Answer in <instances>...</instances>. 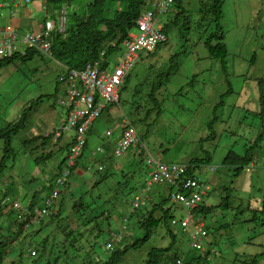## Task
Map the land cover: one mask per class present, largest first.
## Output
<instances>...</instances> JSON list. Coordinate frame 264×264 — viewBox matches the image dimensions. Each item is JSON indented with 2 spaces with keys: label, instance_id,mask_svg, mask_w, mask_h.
<instances>
[{
  "label": "rangeland",
  "instance_id": "374dc122",
  "mask_svg": "<svg viewBox=\"0 0 264 264\" xmlns=\"http://www.w3.org/2000/svg\"><path fill=\"white\" fill-rule=\"evenodd\" d=\"M26 1L30 4V0ZM199 1L184 3L190 14L194 12L189 21L190 29H178L184 26V21L180 20L178 27L168 28L165 44L160 45L153 54H141L119 89V100L113 106L112 114L103 112L90 133H86L88 144L78 160L80 165L72 180L80 182L91 176L98 179L107 175L103 183L86 195L90 201L91 198H98V218L87 228L80 227V237L77 233H74L75 237L73 234L65 236L70 220L77 218L76 210L72 209V213L67 210L65 215L62 212L67 222L66 219L59 223L54 220L52 224L34 226L31 231H40L38 234L32 231L28 235L26 231L17 234L14 213L0 212V241L3 238L9 242L3 251L0 248V264H84L88 258L91 260L89 264H96L95 261L99 264L125 246L126 251L115 264H143L148 253L156 248H169L164 253L169 260L177 253L189 250V237L178 228L173 229L174 238L170 237L163 223L152 231L150 238L144 240L146 230L143 222L152 202L132 214L130 203L137 195L146 199L149 196L155 204L160 200L155 195L156 189L164 190L166 187L154 186L144 193L142 187L147 179L144 171L131 174V177L125 175L134 170L129 166L138 160L133 153L135 161L130 159L128 151L118 158L112 156L103 166L99 162L95 145L104 138L107 129L114 132L124 114L135 126L147 151L162 163L185 165L193 159L203 160L205 155H210L209 161L196 163L194 172L199 179H206L209 167L214 168L211 191L204 204L212 210L210 217L206 215L201 218L203 215L200 213L193 217V221L208 226L210 244H205V248L208 251L214 249L208 260L204 259L200 264H250L248 255L264 252V217L260 213L264 201V139L252 151L253 160L248 171L245 168L234 176L233 169L222 164L229 151L244 154L249 147L247 143L256 138L261 130L263 120L259 112L263 104L260 103V95L264 101V0L224 1V20L222 15L220 26L227 56L223 61L209 57L204 45L206 31L195 25L198 18L195 10ZM173 15L174 12L170 17ZM208 28L207 32L210 33L214 30V24L211 23ZM20 53L25 54L23 51ZM59 72L56 62L43 54L26 61L15 59L0 67V129L16 121L31 102L41 100L28 113L24 128L12 139L14 159L0 175L2 208L15 205L21 209L20 205H25L32 196H46L47 181L55 175L57 163L65 154L63 150L52 148L53 137L47 145L41 146L39 140L44 137V132L39 131L41 138H35L30 133L32 126L41 128L37 120L39 112L45 107L51 108L50 111L58 117L56 119L53 114L51 119L43 118L39 122L47 124L49 131L65 116V110L54 101ZM163 73L169 76L159 78V74ZM157 85V89L154 88ZM117 133L116 130L115 135ZM71 136L72 132L64 133L59 145L66 147ZM2 149L3 142L0 140V159ZM51 150L53 153L48 161L35 162L42 152ZM91 151H94L93 155L89 153ZM124 161L130 163L117 172L115 165H125ZM100 166L103 169L98 171ZM164 209H169L174 218L183 215L181 208L169 201ZM161 215L160 210L154 213L155 218ZM125 217L128 220H124ZM122 226L126 229L122 230ZM96 230L101 231L97 237ZM112 233H121L122 239H112ZM47 236L45 250L41 251L42 241ZM109 241L112 250L106 248ZM89 242L96 243L93 251L97 253L91 254ZM32 249L38 250L37 256H30ZM87 252H90V257ZM190 253L200 255L194 250ZM260 264H264V259Z\"/></svg>",
  "mask_w": 264,
  "mask_h": 264
},
{
  "label": "trees",
  "instance_id": "16d2710c",
  "mask_svg": "<svg viewBox=\"0 0 264 264\" xmlns=\"http://www.w3.org/2000/svg\"><path fill=\"white\" fill-rule=\"evenodd\" d=\"M186 1L189 0H175L174 10L171 13L166 14V16L164 17V21L167 20L166 22H164V33L166 35V41L168 28L170 26L178 27V22L180 20L184 21V26H179L178 29L183 28L184 31H188L190 29L189 21L191 15L194 12L190 14V10L184 7V3ZM224 1L225 0H200L199 5L195 10V14L198 15L195 25H197V27L199 28H204V31H206V39L204 45L208 51L209 57L221 61H223L227 56V50L223 42V33L220 26L223 15L222 6L224 4ZM45 6L50 14L51 19H53L54 21H56L58 11H60L62 8L67 11V23L64 32L59 33L57 31H53L51 33V58L62 65L64 69L67 68L77 70L83 69L88 63H93L98 60L99 54L103 49H106V59L110 58L111 55L119 52L121 50L120 46L123 41L128 38L129 33L135 30L136 20L138 19L142 11L145 9H149V6L146 5V0H45ZM173 12L174 15L170 17V14H172ZM211 23L214 24V30L208 33L207 30L209 29L208 27H210ZM166 41L162 44H165ZM110 44H114L115 46H111ZM162 44H159L153 52L148 54H153ZM40 54L41 53L35 49H27L24 55L16 53L9 59L0 60V67L14 61L15 59H22L23 61H26L33 59L35 55ZM175 70L176 68L174 69V72ZM162 75H164V77L169 76L168 73H163L159 74V78ZM157 87L158 85L154 86V88L156 89ZM153 92L154 91L151 92V96H153ZM38 101L40 102L41 100L38 99L35 102H31L29 107H26L21 111L20 117L16 121L10 122L4 128L0 129V140L3 142V155L0 160V175L10 167V162L14 159L15 151L11 147L12 139L17 136L19 132L24 128L27 122V117L29 115L28 113H30L33 107L37 105V103H39ZM260 103H263L259 112L261 121H263L261 122V130L259 131L258 136L251 142L247 143L249 144V147L245 150L244 154L241 155L234 151H229L222 159V164L227 166L226 168L233 169L234 176L239 175L241 170L245 168H247L246 171H248V166L253 160L252 151L257 148L260 145L261 141H263L264 139V101L261 95ZM106 108L104 109V111L106 110ZM51 138V135H46L43 138V143L40 145L45 146L47 143H49ZM60 139L61 137L52 142V148H57V150L60 149V151L63 150L67 153L73 142L71 141V143L64 147L62 145H59ZM52 153L53 150L42 152L39 157L35 158V162L39 163L48 161L51 158ZM79 157L81 158V156ZM137 159L138 160L134 162V165L129 166L134 170L125 174L128 177H131V174L136 175V172L141 174L142 171L145 170L146 166L143 160L140 157L138 158V156ZM209 159V154L205 155L203 160L193 159L189 164H187L186 175L195 176L194 171L197 167L195 166L197 165L196 163L209 161ZM64 162L65 158L63 157L57 163L55 175H52V177L47 181V186L45 188L48 190V193L46 196H42L41 198H39L37 197V195H34L25 205H20V210L12 205L10 209L6 211L5 214H8L10 212L14 213V224L17 234L24 231H26L28 235H31L32 231H35L36 233H34L38 234L40 230L34 229L31 231L32 227L37 225L43 226L45 225V223L52 224L54 220H57L56 223H59L60 221L66 219L67 222V217H62V215L63 213L65 215V211L67 210L72 213L73 209L77 212V218L75 217L70 220L67 226L69 230L68 233L65 234V236L73 234V236L75 237L76 235L74 233H77V236L80 237L82 235V229H80V227L87 228L88 225L93 222V220L98 218L96 213L98 211L97 209H99L100 206V204L97 205L98 198H91L90 201L89 199H87L86 195L90 194L91 190L94 187L103 183L107 179V175L98 179L95 176H91L87 180L84 179L80 182H73L72 176L75 175L74 172L80 165L79 162L76 161L75 166L71 169L68 180L63 186L59 187V195L55 211L53 209H51L50 211L48 210V214L40 223L29 224L30 218L25 213H31L35 208L41 210L46 207L45 202L55 188L56 180L61 176ZM90 179H92V181L94 182H92ZM91 183L93 184V186L90 187V185H92ZM11 189L12 188H10V190ZM7 196H9V192L7 193ZM60 200L61 203H59ZM167 201L168 199L164 198L158 204H153V206L147 213V216L144 218L143 224L146 230L144 240L150 238L152 231L160 223L165 224L170 231L172 230L171 228H177L171 226L170 222L172 219H174V217L170 215V210H163V206L167 204ZM14 202L17 203L18 201ZM4 207L7 208L6 206ZM5 208H2V206H0V212L3 213V210ZM158 210L162 212V215L159 218H155L154 213ZM136 211L134 212L136 213ZM210 211H212L211 208L202 205L195 210V213L203 214L205 217ZM20 212H24V214L21 215L20 218H18ZM70 212L68 213L69 217L71 214ZM260 213L264 217V201L263 203H261ZM82 216H84V219ZM58 217L60 218V220L58 219ZM205 228L208 232V226H206ZM96 231L97 234L95 235V237H97L101 233L100 230ZM172 237L174 238V235H172ZM48 238L49 237L47 236L43 239L41 244V251L45 250V244ZM8 243V240H4L2 238V240L0 241L1 251H3V248L7 247ZM95 244V242L88 243L89 248L91 249L90 251H92V255L97 253V251H93V247L95 246ZM206 244H209V240ZM132 246L135 245H131V247ZM126 249L127 246L123 247L122 250L113 252L111 254V257L108 258L107 261L100 262L99 264H115L119 262L121 255L126 251ZM34 250L36 251L37 256L38 250ZM168 250L169 248L153 249L150 253H148L147 259L143 264H172L173 260L178 257H183L185 264H200L202 263V260L206 259V257H203L201 255L195 256L194 254H191L190 252H193V250L190 249V258H186L185 260L183 255L179 256L176 254L173 259L169 260V258L165 257L166 255H164V253ZM207 252L209 253L210 251ZM86 254L90 257V252H87ZM247 257V260L250 261V264H260L264 259V252L253 256L248 255ZM90 261V258H88L84 261V264H89ZM95 263L97 264V261H95Z\"/></svg>",
  "mask_w": 264,
  "mask_h": 264
},
{
  "label": "built area",
  "instance_id": "2783aa9c",
  "mask_svg": "<svg viewBox=\"0 0 264 264\" xmlns=\"http://www.w3.org/2000/svg\"><path fill=\"white\" fill-rule=\"evenodd\" d=\"M174 4L175 0H146L149 9L142 11L136 20L135 30L129 33L128 38L121 44L124 50L116 62L108 61L105 57L106 49H103L98 60L88 63L85 68L78 70L65 68L58 75L54 101L66 112L60 131L61 133L63 131L72 132L73 144L64 156L65 162L61 176L56 180V186L45 202L46 207L41 210L35 208L33 212L25 213L30 218L29 224H38L48 214V210L55 211L59 187L68 180L71 169L83 152L88 129L101 116L106 107L118 102V90L139 56L142 53L153 52L159 44L166 41L164 17L174 10ZM66 23L67 11L62 8L57 13L56 21L46 18L40 29L35 32L30 31L20 35L11 25L5 26L0 30V60L14 56L19 46L35 49L51 57V33L53 31L64 32ZM61 133L55 132V140L62 136ZM107 135L109 136L110 132ZM101 151V148L96 149V152ZM128 151H134L138 157L142 158L147 168V179L142 191L148 193L155 185L170 188L169 202L183 211L180 218L171 220V226L186 233L190 240L189 247L208 259L210 253L205 248L208 232L204 224L193 221V217L195 210L205 204V198L211 190L210 182L214 168L209 167V175L206 179H199L197 176H187V166L184 164L160 162L156 156L147 151L135 126L127 117H124L121 123V134L113 147L112 154L118 158ZM102 169V166L98 167V170ZM146 202V198L136 196L130 203V211L134 212L145 206ZM14 207L17 206L14 205ZM23 214L24 212H20L18 218ZM125 229V226H122V230ZM111 236L114 240L122 239L121 233L118 235L112 233ZM106 248L113 249L111 242L106 245ZM210 252L214 253V249ZM29 254L34 257L36 251L32 249ZM174 264H184V262L182 258H177Z\"/></svg>",
  "mask_w": 264,
  "mask_h": 264
},
{
  "label": "crops",
  "instance_id": "0c3cea01",
  "mask_svg": "<svg viewBox=\"0 0 264 264\" xmlns=\"http://www.w3.org/2000/svg\"><path fill=\"white\" fill-rule=\"evenodd\" d=\"M44 1L45 0H30V4L26 1V0H0V30H2L5 26L7 25H11L13 27L14 30H16L18 33H25V32H30V31H38L41 27V24L45 21L46 18H50V14L49 12L47 11V8L44 9ZM225 6V5H224ZM224 8V7H223ZM223 20H224V15H223ZM112 45V44H110ZM115 46V45H114ZM19 50L17 52V54H21L20 52H25L26 53V48H24V46H19ZM121 50L119 52H117L116 54H113L111 55L110 58H108V61L110 62H116L120 56V53L122 52V47L120 46ZM143 54V53H142ZM148 54V53H146ZM23 55V54H22ZM41 55V54H40ZM141 56V55H140ZM140 56L138 58V60H140ZM51 58V57H50ZM52 59V58H51ZM137 60V61H138ZM56 62V61H55ZM56 65H58V67L60 68V72L59 74L64 70V67L62 65H60L58 62H56ZM114 65V64H113ZM58 74V75H59ZM58 77V76H57ZM57 80V79H56ZM125 83V82H124ZM123 83V84H124ZM56 88H57V83H56ZM56 91V89H55ZM119 92V90H118ZM55 93V92H54ZM118 100H119V96H118ZM118 103V102H117ZM115 104H111L109 105L106 110L104 112H107V115L109 114H112V109H113V106ZM51 108H44V110H42L41 112H39L40 116L37 120V124H38V127L40 129H36L35 127H31L30 129V133H32L33 137L35 138H41V133L42 131L44 132V137L46 135H51V137H53V141L56 139V134L55 132H60V126L61 124L63 123V121L65 120V116H66V112H65V116L63 118V120L60 118L59 122L56 123L52 129H50L49 131V128L47 127V124H40L39 122L44 118L46 120H49L51 119L50 116L54 114V117H55V113H53L52 111H50ZM31 112V111H30ZM125 113V112H124ZM103 115V113H102ZM101 117V116H100ZM99 117V118H100ZM124 117H127L125 116V114L123 115V118ZM56 119H58V117H55ZM98 118V119H99ZM123 118L121 119V122L119 125H117V127L114 129V132L110 131V129H107L105 131V136L103 139H101L100 142H98L96 145H95V150L97 148H101V152H98V156L100 157L99 159V162L100 164L103 166L108 159H111V157L113 156L112 155V151H113V147L115 146V143L116 141L118 140L120 134H121V123H122V120ZM128 118V117H127ZM97 119V120H98ZM96 120V121H97ZM94 121L93 124L90 126V128L88 129V132L90 133V131L92 130L93 126H94V123L96 122ZM7 125V124H6ZM45 126V127H44ZM51 130L53 131V133H51ZM116 130L118 131L117 135H115V132ZM41 133H40V132ZM110 132V135L108 136L107 133ZM64 133L66 134L67 132L63 131L61 133L62 136L60 140H63L62 138L64 137ZM115 135V136H114ZM43 136V134H42ZM43 137V138H44ZM112 137V138H111ZM43 138L42 140L40 139L39 140V144H42L43 143ZM71 138L72 136L70 137V140L68 141V144L71 143ZM87 139V138H86ZM29 141H25L24 143H28ZM48 144V143H47ZM46 144V145H47ZM64 144V142H63ZM67 144V145H68ZM87 144H88V139H87ZM50 146V144L48 145ZM87 147V145H86ZM85 147V149H86ZM57 150V148H56ZM66 153V152H65ZM91 153V155L94 154V151H91L89 152ZM129 156H130V159L135 161V158L132 157V153L133 155L136 156L135 152L134 151H129ZM83 153L81 154V157H82ZM65 156V154H64ZM63 156V157H64ZM137 157V156H136ZM1 160V159H0ZM79 160V159H78ZM130 163V161H124V164L125 165H121L119 164L118 165H115V169L117 172H119V170L121 169V167H125L127 166L128 164ZM116 164V163H115ZM189 164V163H188ZM134 165V162L133 164ZM187 165V164H185ZM100 171V170H99ZM196 171V170H195ZM194 171V172H195ZM147 172V168L145 167V170H144V173ZM82 174V172L80 173ZM147 177V174L145 175ZM145 180H144V184H145ZM168 191L169 189L168 188H165L164 190L162 189H156V192H155V195L160 197V200L159 202L162 200V199H167L168 197ZM163 194H165L164 197H161ZM209 195V194H208ZM207 197V196H206ZM150 202H152V206L154 204V202L151 200V197L148 196V203H147V206L150 204ZM159 202L155 203V204H158ZM146 206V207H147ZM151 206V207H152ZM4 207V206H3ZM206 207V206H205ZM9 208V207H7ZM167 210V209H165ZM6 209L3 210V213L5 214L6 213ZM211 212V211H210ZM209 212V213H210ZM209 213L207 214L208 216ZM203 215V214H202ZM207 216V217H208ZM201 218H205L204 215L203 217ZM200 219V218H199ZM167 228V226H166ZM171 228V227H170ZM172 230L170 231L168 228H167V233L170 237H172V235H174V230L173 228H171ZM187 235V234H186ZM188 236V235H187ZM173 238V237H172ZM209 244H210V241H209ZM208 244V245H209ZM189 250L185 251V252H180V253H177V255H183L185 260L186 258H190V255H189V252H190V248H188ZM195 257V256H194ZM193 257V258H194Z\"/></svg>",
  "mask_w": 264,
  "mask_h": 264
},
{
  "label": "clouds",
  "instance_id": "9594fccd",
  "mask_svg": "<svg viewBox=\"0 0 264 264\" xmlns=\"http://www.w3.org/2000/svg\"><path fill=\"white\" fill-rule=\"evenodd\" d=\"M81 154H82V153H81ZM80 156H81V155H80ZM79 158H80V157H79ZM79 158H78V159H79ZM78 159H77V161H78ZM75 164H76V163H75ZM186 166H187V165H186ZM147 173H148V172H146L145 175H146ZM155 186H160V185H155ZM143 187H144V185H143ZM143 187H142V188H143ZM153 187H154V186H153ZM165 187L168 188L169 191H170V188H169V187H167V186H165ZM151 189H152V188H151ZM151 189H150V190H151ZM169 191H168V193H169ZM136 196H137V195H136ZM136 196H135V197H136ZM167 199H168V201H169V198H168V197H167ZM147 203H148V199H147V202H146L145 207L147 206ZM165 205H166V204H165ZM165 205H164V206H165ZM164 206H163V210H165V209H164ZM8 207H9V208H7V210H9L11 206H8ZM143 207H144V206H143ZM141 208H142V207H141ZM178 208H180V207H178ZM139 209H140V208H139ZM137 210H138V209H137ZM130 214H132V212H131ZM130 214H129V215H130ZM194 215H196V213H194ZM125 219L128 220L127 217H125L124 220H125ZM109 242H110V241H109ZM109 242H108V243H109ZM108 243H107V244H108ZM107 244H106V245H107ZM189 248H190V247H189ZM190 249H191V248H190ZM192 250H193V249H192ZM207 251H208V250H207ZM209 253H210V252H209ZM178 258H182V260H183V257H178ZM176 259H177V258H175V259L173 260L172 264H174V261H175ZM183 262H184V260H183ZM184 264H185V263H184Z\"/></svg>",
  "mask_w": 264,
  "mask_h": 264
}]
</instances>
